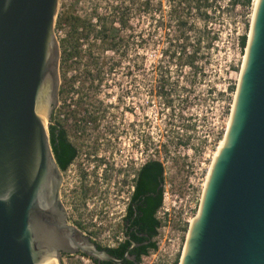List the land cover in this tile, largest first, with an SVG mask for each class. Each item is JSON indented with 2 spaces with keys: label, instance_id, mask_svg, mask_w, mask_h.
<instances>
[{
  "label": "water",
  "instance_id": "obj_1",
  "mask_svg": "<svg viewBox=\"0 0 264 264\" xmlns=\"http://www.w3.org/2000/svg\"><path fill=\"white\" fill-rule=\"evenodd\" d=\"M60 0H0V264L122 259L69 220L48 123L59 103ZM179 264H264V0L253 12L224 143Z\"/></svg>",
  "mask_w": 264,
  "mask_h": 264
},
{
  "label": "rangeland",
  "instance_id": "obj_2",
  "mask_svg": "<svg viewBox=\"0 0 264 264\" xmlns=\"http://www.w3.org/2000/svg\"><path fill=\"white\" fill-rule=\"evenodd\" d=\"M169 11L168 0H60L55 30L60 42L68 30L60 20L68 12H77L81 19L90 22L93 38L85 39L82 44L85 45L84 50L90 49L89 54L95 59L92 61L90 57L81 61L75 69H70L68 78H71L72 85L80 81L86 88L93 81L91 68L95 69L100 74L95 77L99 79L100 88L101 85L106 86L101 88V98L107 95L104 100L109 102L115 101L116 96H124L126 88H130L129 101L137 126L145 114L142 164L153 158L164 163L167 180L172 182V189L179 196V206L180 200H187L188 195L194 200L200 198L203 183L200 179H205L214 153L225 136L245 56L239 39L249 35L254 2L248 9H234L228 0L222 1L212 15L214 25L209 34L204 31L203 22L196 14L189 16V23L193 26L190 50L193 51L200 39L203 46L197 69L183 68V60L173 61L163 56L170 38L161 28L160 20L171 22ZM95 16L106 18L105 22L110 27L119 30L116 42L112 43L113 48L109 42L95 35L99 30ZM124 21L125 26L121 25ZM214 35L217 36L214 47L207 50V42ZM85 38L88 39L87 36ZM114 68L116 72L113 75ZM127 69L131 74L128 80ZM108 91H111L110 95ZM134 116L129 115L128 119L132 120ZM123 124H114L116 132L123 130ZM121 142L118 150L120 159L126 155L134 162L140 157L142 149L138 132L132 133L130 140ZM123 150L126 153L120 154ZM114 176L115 190L110 191L107 202L101 203V196L97 202L91 195L87 196L85 205H78L75 199L67 203L71 220L83 224L87 233H96L94 236L107 245L110 242L107 226L111 225L108 215L119 211L113 208L123 207L124 202L114 196L117 188L120 196L128 197V191L119 186L123 183L122 175ZM128 178L125 185L131 186V177ZM101 191L105 190L99 189ZM118 200L121 204L116 203ZM175 210L171 207L167 215H163V211L158 215L161 221L158 250L151 252L141 264H174L181 260L189 224L183 221L182 212ZM170 238L175 239L174 249L177 250L171 256L167 250ZM66 263L95 264L81 255L69 258Z\"/></svg>",
  "mask_w": 264,
  "mask_h": 264
},
{
  "label": "flooded vegetation",
  "instance_id": "obj_3",
  "mask_svg": "<svg viewBox=\"0 0 264 264\" xmlns=\"http://www.w3.org/2000/svg\"><path fill=\"white\" fill-rule=\"evenodd\" d=\"M76 13L77 12H68L61 18V25H64L68 30L60 41V95L58 106L55 108L51 121L48 123L51 145L52 141H54L62 150L61 144H66L70 146L74 153L72 161L64 164V169L60 168L63 176L61 200L67 212V203L72 199H75V202L80 206L85 205L87 196L91 195L97 202L100 196L103 198L101 203H104V201L107 202L110 191L115 190L113 187L116 185V182H114V175H122L123 183H119V186L125 188L126 181H129L127 180L129 179L128 177H131L127 174L133 172L132 183L134 189L130 191L129 197L125 198L122 195L120 196L119 188H117V192L114 195L117 198L123 199L124 202H122L123 207L118 206L113 208V210L120 209L119 211L108 215V217H111V225L107 226L109 228L108 232L110 237L108 245L101 243L99 238L94 236L96 233H87V229L84 228V225L80 222L72 221L69 212L68 214L70 222L82 230L87 237L99 246V248L107 250L108 252L123 250L124 253L132 248L129 252L131 259L125 260L123 264H141L144 258L148 257L151 252H156L158 250L157 238L161 226L158 215L161 207L155 214V217L160 222V226L157 228V234L151 236L147 231L145 211L142 209L144 206L141 205L140 202L135 203L134 195L137 188L139 173L144 165L152 160L160 163L161 161L153 158L142 164L144 161L143 156L145 155V114H143L142 120L140 119L138 122L139 125L137 126L135 124V112L129 101L130 88H126L124 96H116L115 101H105L104 99L107 98V95L101 98L102 95H100V91L101 88L106 86L101 85L100 88L99 79L96 80L99 73L93 68H91L92 71L90 72L93 78L92 84L88 85L86 88L82 86L80 81L72 85L71 78H68L70 69H75L77 65H79L81 61H85L86 58L91 57L92 61L95 59L89 54L90 49L84 50L85 45L82 44L85 39L89 40L93 38V32H90V22L81 19ZM102 19L101 16H95L98 29H100L103 24L110 28V24L108 25V23ZM98 31H95L96 36ZM85 36H87L88 39L85 38ZM100 38L102 39V37ZM117 49L118 48L114 49V52H116ZM81 66L85 67L84 65ZM112 71L114 75L116 69L114 68ZM75 73H77L76 70ZM125 73L127 80L130 79V69H127ZM108 92L110 95L111 91ZM129 115L134 116V118L129 120ZM122 122L124 123L123 130L116 132L114 124H122ZM137 132L139 135L140 147L142 149L140 157L134 159V162L126 155L120 159L121 156L119 157L118 150L119 147L122 146L121 140H130L132 133ZM123 153L126 152L123 150L120 154ZM127 153L129 154V149ZM65 155L66 154H64V156ZM82 155L83 158L81 157ZM83 161L84 165L82 164ZM85 164L90 166V174H85L83 169ZM99 189H104L105 191L99 192ZM64 195L66 196L64 197ZM116 203L121 204L120 200L116 201ZM103 214H107V212ZM151 243L156 244L157 249L151 250L149 254H145V251L149 248ZM78 255L86 257L83 254H63V264H67L66 260ZM91 261L93 260L91 259Z\"/></svg>",
  "mask_w": 264,
  "mask_h": 264
},
{
  "label": "trees",
  "instance_id": "obj_4",
  "mask_svg": "<svg viewBox=\"0 0 264 264\" xmlns=\"http://www.w3.org/2000/svg\"><path fill=\"white\" fill-rule=\"evenodd\" d=\"M225 0H168L170 8V21L166 23L165 20H160V25L163 30L167 33V37L170 38L169 46L163 52V56H167L171 60L179 59L183 60L181 66L188 67L191 69H197V60L201 57V50L203 48L201 39L198 40L196 47H193V51L190 50V32L192 31V25L189 23V16L196 14L200 20H202L205 32H211L214 23L213 14L218 7L221 6V2ZM231 7L236 9L238 7L248 9L252 6L254 0H228ZM106 18L102 20L105 21ZM61 23V20H60ZM126 25V22H123ZM118 29L114 27H107L103 24L99 29L97 35L102 37L105 42L112 43L116 42L118 36ZM217 40V36L209 39L207 42V50L214 47V42ZM248 41V35H243L239 39V44L242 50L246 49ZM233 89V88H231ZM162 95V94H161ZM170 100L168 105H170ZM62 145V150L56 142L52 141V148L57 160V163L61 169H64V164L72 161L74 153L70 146ZM63 152V153H62ZM64 154H66L64 156ZM163 183H164V168L163 165L158 161L147 162L139 173L138 183L136 192L134 195L135 203L140 202L144 207L145 219L147 231L151 236L157 234V228L160 226V222L155 217L157 210L162 206L163 203ZM157 246L151 243L149 248L145 251V254H149L151 250H156ZM110 254L122 258L124 255L123 250L109 251ZM94 261V260H93ZM98 264H112L108 262H98ZM141 262V261H140ZM180 260H176L174 264H179Z\"/></svg>",
  "mask_w": 264,
  "mask_h": 264
},
{
  "label": "built area",
  "instance_id": "obj_5",
  "mask_svg": "<svg viewBox=\"0 0 264 264\" xmlns=\"http://www.w3.org/2000/svg\"><path fill=\"white\" fill-rule=\"evenodd\" d=\"M243 62H244V60H243ZM56 115H58V114H56ZM81 157L83 158V155ZM161 163H162L163 168H164V163L162 161H161ZM82 164L84 165V161L82 162ZM83 169H84L85 173H89L90 172L89 171L90 170L89 166L87 164H85V167H83ZM208 174H209V169L207 171L205 179H200V181L203 182L201 184L202 185V192H201L200 198L194 200L193 198H191V196L188 195L187 196V200L181 199L180 200V205L177 206V203H178L177 199L179 198V196L173 191L172 182H169L167 180V173H166V170L164 168L163 203H162V206H161V208L159 210V214H161V211H163V215H167L168 213L171 212V207L175 208L176 210H179L180 212H182L183 221L188 223L189 226H190V224L192 223V220L198 214V211H199V208H200L201 199H202V195H203V191H204V187H205V184H206V181H207L206 178H208ZM130 179H131V181H130L131 186L127 185L125 188H123V189H126L128 191V197H129L130 191L134 189L133 183H132L133 175L131 176ZM197 204H198V206H197ZM196 209H197V211H195ZM159 238H160V234H159L157 239H159ZM159 243L160 242L158 241L157 245H159ZM168 243H169V245H168V249L167 250H168V253H171L170 254V256H171L173 254L174 250H175L174 249L175 248V239L170 238L168 240ZM175 251H177V250H175Z\"/></svg>",
  "mask_w": 264,
  "mask_h": 264
},
{
  "label": "bare ground",
  "instance_id": "obj_6",
  "mask_svg": "<svg viewBox=\"0 0 264 264\" xmlns=\"http://www.w3.org/2000/svg\"><path fill=\"white\" fill-rule=\"evenodd\" d=\"M257 1H258V0H254V9H255V7H256ZM253 12H254V11H253ZM252 17H253V16H252ZM244 59H245V56H244ZM229 122H230V119H229V121H228V124H229ZM223 143H224V138L221 140L220 144L218 145V148H217L216 152L214 153L213 160H214L215 156L217 155L218 150H219V149L221 148V146L223 145ZM213 160H212V162H213ZM211 165H212V163L210 164L209 171H210ZM206 179H207V178H206ZM192 221H193V220H192Z\"/></svg>",
  "mask_w": 264,
  "mask_h": 264
}]
</instances>
